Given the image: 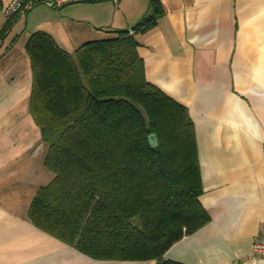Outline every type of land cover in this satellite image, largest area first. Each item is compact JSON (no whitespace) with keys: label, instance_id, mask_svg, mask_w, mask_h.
<instances>
[{"label":"crops","instance_id":"1","mask_svg":"<svg viewBox=\"0 0 264 264\" xmlns=\"http://www.w3.org/2000/svg\"><path fill=\"white\" fill-rule=\"evenodd\" d=\"M0 0V264H156L96 260L35 227L28 209L54 175L30 113L32 74L24 50L35 32L72 54L128 31L146 79L184 105L193 122L210 220L175 242L181 264H264L249 258L264 239V0H109L49 8L27 0L9 20ZM155 4L159 13L155 12ZM155 23L142 31L145 19Z\"/></svg>","mask_w":264,"mask_h":264},{"label":"trees","instance_id":"2","mask_svg":"<svg viewBox=\"0 0 264 264\" xmlns=\"http://www.w3.org/2000/svg\"><path fill=\"white\" fill-rule=\"evenodd\" d=\"M138 45L123 30L72 54L44 32L25 42L30 113L54 175L38 188L28 218L96 260L181 264L163 255L210 220L199 201L193 122L184 105L146 79Z\"/></svg>","mask_w":264,"mask_h":264},{"label":"built area","instance_id":"3","mask_svg":"<svg viewBox=\"0 0 264 264\" xmlns=\"http://www.w3.org/2000/svg\"><path fill=\"white\" fill-rule=\"evenodd\" d=\"M27 0H5L4 4L2 5V12L3 15L7 20H10L13 18L24 6L25 2ZM88 1H94V0H40L44 5H46L49 8L59 9L64 5L70 4V3H77V2H88ZM114 5H117L120 0H109ZM249 258H264V239L255 237L250 252L248 254Z\"/></svg>","mask_w":264,"mask_h":264},{"label":"water","instance_id":"4","mask_svg":"<svg viewBox=\"0 0 264 264\" xmlns=\"http://www.w3.org/2000/svg\"><path fill=\"white\" fill-rule=\"evenodd\" d=\"M148 143L151 147H156L157 146V140L154 134H149L148 135Z\"/></svg>","mask_w":264,"mask_h":264},{"label":"rangeland","instance_id":"5","mask_svg":"<svg viewBox=\"0 0 264 264\" xmlns=\"http://www.w3.org/2000/svg\"><path fill=\"white\" fill-rule=\"evenodd\" d=\"M78 3H81V2H78Z\"/></svg>","mask_w":264,"mask_h":264}]
</instances>
